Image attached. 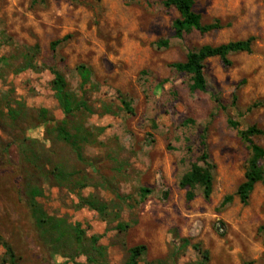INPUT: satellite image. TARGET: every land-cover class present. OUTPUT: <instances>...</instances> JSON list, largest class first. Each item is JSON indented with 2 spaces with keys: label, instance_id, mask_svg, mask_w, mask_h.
<instances>
[{
  "label": "rangeland",
  "instance_id": "rangeland-1",
  "mask_svg": "<svg viewBox=\"0 0 264 264\" xmlns=\"http://www.w3.org/2000/svg\"><path fill=\"white\" fill-rule=\"evenodd\" d=\"M195 11L222 28L177 38L163 0H0V264H128L138 245L139 264H200L196 246L208 264H264V180L247 204L236 195L250 158L240 131L264 129V2L197 0ZM250 37L231 66L206 62L204 93L170 67ZM54 72L81 105L72 116ZM63 124L92 135L84 161ZM204 151L213 194L188 201L180 182Z\"/></svg>",
  "mask_w": 264,
  "mask_h": 264
},
{
  "label": "trees",
  "instance_id": "trees-1",
  "mask_svg": "<svg viewBox=\"0 0 264 264\" xmlns=\"http://www.w3.org/2000/svg\"><path fill=\"white\" fill-rule=\"evenodd\" d=\"M196 1L197 0H163L167 8L175 9L178 13V18L173 22V29L177 38L182 39L186 34H190L194 31L206 35L222 28L219 22H214L212 24L203 23L202 16L195 11ZM254 42L255 38L250 37L246 40L229 42L219 46L206 45L197 50L189 51L184 62L172 63L170 67L180 74L189 75L193 83V89L204 93L207 91V80L205 77L206 62L209 59L218 58L225 66L229 67L232 65L230 56L241 53L250 54L253 50ZM164 45H168V43L165 42ZM56 46L57 43L52 44L53 49H55ZM52 89L55 92L64 114L72 116L76 111L80 110L81 105L79 101L69 91L64 76L59 72H54ZM127 109L129 110V106H127ZM42 113L45 114L46 112L42 111ZM188 123H192V121ZM229 124L234 129H239V124L233 120H229ZM57 132L61 140L74 150L78 159L84 161L82 142L90 140L92 135L88 132L80 135L79 133L72 134L65 124L60 126ZM240 136L248 145L250 158L245 173V181L238 188L236 195L239 197L241 203L247 204L255 186L264 180V169L262 168V164L264 163V147L259 145L255 140L258 137L264 136V129L258 126H251L246 130L240 131ZM202 146L206 148L204 137L202 138ZM213 170L214 166L211 164L208 154L204 151L199 161L191 165V168L180 182V186L186 190V198L188 201H193L197 197V189L201 190L202 197L205 201H210L213 194ZM144 193H149V191L144 190ZM232 201V197L226 198L222 203V207H226ZM31 206L34 218L39 224L47 221V218L39 213L40 211L35 206V203ZM261 232L264 235V226L261 228ZM195 249L202 257L200 264H208L210 259L209 253L202 251L198 246H196ZM146 253L147 247L145 245H138L132 248L130 250L128 264H139L140 258L146 255Z\"/></svg>",
  "mask_w": 264,
  "mask_h": 264
}]
</instances>
